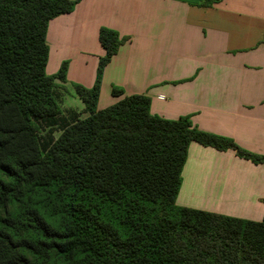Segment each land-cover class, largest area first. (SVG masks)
Returning a JSON list of instances; mask_svg holds the SVG:
<instances>
[{
  "label": "trees",
  "instance_id": "1",
  "mask_svg": "<svg viewBox=\"0 0 264 264\" xmlns=\"http://www.w3.org/2000/svg\"><path fill=\"white\" fill-rule=\"evenodd\" d=\"M78 1L0 0V264H264V214L176 203L191 141L254 163L264 154L186 115H156L144 94L96 107L103 68L128 36L99 28L93 84L73 83L86 115L63 114L67 61L46 73V31Z\"/></svg>",
  "mask_w": 264,
  "mask_h": 264
},
{
  "label": "crops",
  "instance_id": "2",
  "mask_svg": "<svg viewBox=\"0 0 264 264\" xmlns=\"http://www.w3.org/2000/svg\"><path fill=\"white\" fill-rule=\"evenodd\" d=\"M201 1L79 0L51 18L46 73L67 61L59 104L66 84H93L103 54L98 30L107 26L128 39L103 68L98 109L144 94L152 113L186 115L195 127L264 154V0ZM113 86L122 93L112 95ZM176 203L261 220L264 164L191 141Z\"/></svg>",
  "mask_w": 264,
  "mask_h": 264
},
{
  "label": "rangeland",
  "instance_id": "3",
  "mask_svg": "<svg viewBox=\"0 0 264 264\" xmlns=\"http://www.w3.org/2000/svg\"><path fill=\"white\" fill-rule=\"evenodd\" d=\"M60 105L63 107H61V110L63 112V114H67V109H65L64 106H71L72 108L76 109L78 111L79 115L85 116L86 112L82 111L83 108V103L80 100V98L75 94L74 92V88H73V84H66L65 86V98L63 99V102L60 103ZM97 107V104H96ZM60 125L54 126L53 127V136H56L59 133V127ZM46 128L43 127L42 129V133L45 134Z\"/></svg>",
  "mask_w": 264,
  "mask_h": 264
}]
</instances>
